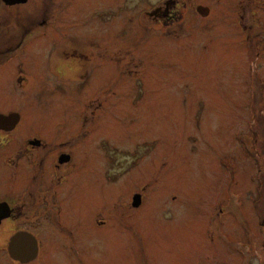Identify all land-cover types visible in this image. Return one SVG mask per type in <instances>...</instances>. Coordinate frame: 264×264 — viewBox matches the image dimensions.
Wrapping results in <instances>:
<instances>
[{"label":"flooded vegetation","instance_id":"obj_1","mask_svg":"<svg viewBox=\"0 0 264 264\" xmlns=\"http://www.w3.org/2000/svg\"><path fill=\"white\" fill-rule=\"evenodd\" d=\"M82 1L0 0V264H134L135 234L142 249L153 243L148 225L155 208L143 182L146 143L119 149L114 130L104 129L130 97L103 100L102 72L129 70L128 64L118 68L112 36L143 39L154 30L176 38L175 28L189 19L193 38L198 22L214 11L205 0H88L97 10L83 17ZM220 1L236 14L243 33L259 28L247 16L252 0ZM34 5L45 10L32 16ZM64 9V18L56 15ZM56 26L94 35L84 38L97 51L56 49ZM103 32L111 39L104 51ZM46 55L53 57L61 92L24 102L23 83L33 80L38 57ZM71 81L77 86L64 85ZM123 249L127 260L119 259Z\"/></svg>","mask_w":264,"mask_h":264},{"label":"rangeland","instance_id":"obj_2","mask_svg":"<svg viewBox=\"0 0 264 264\" xmlns=\"http://www.w3.org/2000/svg\"><path fill=\"white\" fill-rule=\"evenodd\" d=\"M205 1L214 14L198 22L193 38L189 19L175 28L176 38L154 30L143 39L112 36L118 68L129 70L102 72L103 100L130 97L104 129L114 130L119 149L146 143L143 182L156 218L148 225L153 243L142 249L135 234L134 264H264V5L252 0L247 16L261 24L243 33L231 8ZM80 4V16L97 10L88 0ZM43 10L34 5L32 16ZM68 10L56 15L64 18ZM72 30L57 27L56 49L97 51L84 38L94 35ZM85 32L94 29L86 25ZM107 39L99 36L103 51ZM37 62L33 80L23 83L24 102L61 92L53 57ZM119 259H128L124 249Z\"/></svg>","mask_w":264,"mask_h":264},{"label":"water","instance_id":"obj_3","mask_svg":"<svg viewBox=\"0 0 264 264\" xmlns=\"http://www.w3.org/2000/svg\"><path fill=\"white\" fill-rule=\"evenodd\" d=\"M5 1L9 4H15V3H20V2H25L26 0H5ZM138 197L136 196L135 199L137 200Z\"/></svg>","mask_w":264,"mask_h":264}]
</instances>
